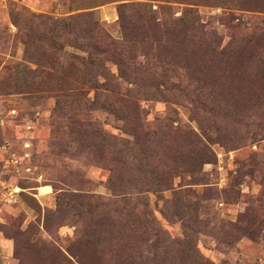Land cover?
Returning <instances> with one entry per match:
<instances>
[{"label": "rangeland", "instance_id": "1", "mask_svg": "<svg viewBox=\"0 0 264 264\" xmlns=\"http://www.w3.org/2000/svg\"><path fill=\"white\" fill-rule=\"evenodd\" d=\"M0 264H264V0H0Z\"/></svg>", "mask_w": 264, "mask_h": 264}, {"label": "trees", "instance_id": "2", "mask_svg": "<svg viewBox=\"0 0 264 264\" xmlns=\"http://www.w3.org/2000/svg\"><path fill=\"white\" fill-rule=\"evenodd\" d=\"M192 2H195V1H192ZM174 21H175V24H174L173 31H174L175 36L181 37L182 40L188 39L189 43H191L193 45L201 46L202 41H201V37L198 36L199 25H198V20H197V12L195 10H192V9L183 10L181 13V16L174 19ZM178 63H179V59H178ZM178 68H181L184 71L187 70L186 65L181 66V67L178 66ZM119 74L121 75L120 70H118V75ZM175 78L177 79L175 89L180 93L184 92L185 89H182V87L180 86V80L179 79L181 78V75H178V77H175ZM132 112H133L132 110H129V109L127 110V113H129L130 115L135 114ZM135 112H136V109H135ZM123 119H125V116H122V118L120 117V120H123ZM120 143L123 147L122 150H120V149L118 150L120 153L122 151H132V149L134 150V153H136L138 150V149H134V148H129L127 146V144H129V141H122ZM133 145H135V144H133ZM138 155H140V153H138Z\"/></svg>", "mask_w": 264, "mask_h": 264}, {"label": "built area", "instance_id": "3", "mask_svg": "<svg viewBox=\"0 0 264 264\" xmlns=\"http://www.w3.org/2000/svg\"><path fill=\"white\" fill-rule=\"evenodd\" d=\"M14 112H15L14 110H11L10 111V114H14ZM10 162H15V160L14 159H11ZM18 192H19V189L18 188H10V189H8L4 193V199H5V201H7L8 203L14 202L15 201V198L18 195Z\"/></svg>", "mask_w": 264, "mask_h": 264}]
</instances>
